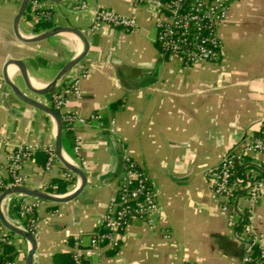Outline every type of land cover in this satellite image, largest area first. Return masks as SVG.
<instances>
[{
	"label": "crops",
	"instance_id": "1",
	"mask_svg": "<svg viewBox=\"0 0 264 264\" xmlns=\"http://www.w3.org/2000/svg\"><path fill=\"white\" fill-rule=\"evenodd\" d=\"M21 1L0 0V138L4 140L0 166L19 145L54 146L56 136L53 118L20 100L5 83L2 71L7 60H20L30 87L37 90L83 49L80 38L67 31L35 42L19 40L13 22ZM45 1L53 12L46 25L76 27L88 41L86 55L60 78L69 83L86 72L78 82L79 95H69V108L80 116L100 113L102 117L100 122L63 130L69 136L62 154L82 169L86 184L66 202L39 199L32 264H58L56 254L71 252L77 240L89 241L114 194L123 150L146 173L161 209L152 225L131 218L119 246L104 249L99 264H244L245 243L234 236V231L241 232V223L228 225L208 171L229 150L257 135L264 124V0H232L227 20L219 27L220 61L192 67L162 53L155 42L154 16L144 4L80 0L87 6L74 10L75 0ZM98 8L135 17L137 26L93 30V12ZM35 24L25 10L18 30L23 36L47 30L35 31ZM6 76L27 96L35 97L26 90L16 64L6 66ZM66 82L61 89L68 87ZM50 98L41 97L43 102ZM76 139L78 154L73 149ZM41 160L37 154L24 165L26 186L61 195L77 188L78 177L73 173L65 178L69 170L57 156L50 168ZM242 170L264 174V155H246ZM58 179L66 182L61 192L58 186L50 187ZM16 194L0 203L1 213L13 225L21 221L13 206ZM238 202L247 206L243 192L238 193ZM252 208V233L264 250V198ZM0 232L14 247L10 262L24 264L30 243L11 235L1 222Z\"/></svg>",
	"mask_w": 264,
	"mask_h": 264
},
{
	"label": "built area",
	"instance_id": "2",
	"mask_svg": "<svg viewBox=\"0 0 264 264\" xmlns=\"http://www.w3.org/2000/svg\"><path fill=\"white\" fill-rule=\"evenodd\" d=\"M130 1L134 6L142 4L148 6L152 12L156 31L155 42L163 54L177 59L183 67L220 61L222 40L219 27L227 20L232 0ZM86 6L85 1L75 0L72 3L74 10ZM26 10L36 23L49 22L53 18V12L45 0H29ZM102 26L131 29L137 26V21L135 17L120 15L108 8H98L93 12L91 29L95 30ZM85 75L86 72H82L69 83L60 79L55 84V91L50 101L44 102L59 113L65 131H72L76 124L90 125L94 120L101 121L100 113L80 116L69 108V95H79L78 82ZM65 82L68 87L61 89ZM3 141V138H0V142ZM73 149L76 154L79 153V139L75 140ZM37 150L46 153V168H50L56 161L52 144L41 147L28 143L19 145L11 151L6 164L0 166V193L7 188L27 185V177L22 169L28 160H34ZM252 154L264 155V124L260 126L257 135L243 142L238 149L233 148L225 153L217 166L210 169L208 174L211 177L214 194L221 200V210L227 214L228 225L234 227L241 223V232L234 231V236L245 243L243 263L264 264V250L258 248V239L252 233L254 219L252 206L255 201L264 198V174L242 170L245 156ZM68 161L73 164L71 160ZM72 174L71 171H66L63 176L69 179ZM50 187L56 189L57 185L51 184ZM43 191L61 195L49 192L47 188ZM239 192L245 194L246 207L238 202ZM15 196L17 197L13 206L21 220L16 226L28 231L31 229L33 233L36 224L35 209L39 199L21 193ZM157 197V191L151 185L146 173L123 150L121 170L114 194L89 241L74 242L71 251L72 263L99 264L97 258L104 249L119 246L125 228L133 217L152 225L161 209ZM7 242L8 237L0 232V245Z\"/></svg>",
	"mask_w": 264,
	"mask_h": 264
},
{
	"label": "water",
	"instance_id": "3",
	"mask_svg": "<svg viewBox=\"0 0 264 264\" xmlns=\"http://www.w3.org/2000/svg\"><path fill=\"white\" fill-rule=\"evenodd\" d=\"M50 1L60 2L61 0H50ZM28 2H29V0H22L21 1L18 12H17V14L14 18V22H13V30H14L16 37L19 40L24 41V42H35V41H40V40L49 38V37H51L57 33L67 31V32L74 33L76 36H78L80 38V40L83 43V49L79 55H77L76 57H74L71 60H69L68 62H66L60 68V70L57 72V74L54 76V78L50 82L45 84V86H43L41 89L35 90V89H32L30 87V85L28 83V78H27L25 67L20 60H17V59L7 60L5 66H4V69L2 71V76H3L5 83L12 89L13 93L20 100H22L23 102L30 104L36 108H39L40 110L49 114L53 118V120L56 124V136H55V143H54V149H55L56 156L60 160V162L65 166V168H67L69 171H71L72 173H74L78 177L79 185L77 186V188L72 193L67 194V195H53V194H49L43 190L30 188L28 186H15L12 188H7L2 193H0V203L4 199V197H6L9 194H13V193H21V194H25V195L35 197V198H38L41 200H46V201H51V202H66V201L73 199L74 197H76L81 192L82 188L86 184V175L82 171L81 168H79L75 164H72L71 162L66 160V158H64V156L62 154L63 126H62V121L60 119L59 113L54 108H52L51 106L46 105L42 101L41 97L53 92L57 80L60 79L68 70H70L76 63H78L86 55V53L88 51V41H87L85 35L83 34V32L81 30H79L78 28L73 27V26L53 27V28L47 29V30H45L39 34L33 35V36L21 35L19 30H18V21H19L20 17L22 16V14L27 9ZM10 63H14L19 67L20 74L22 77V82H23L26 90L31 91L34 94V96H35L34 98H30L29 96H27L11 80H9L7 78L6 66ZM121 163H122V159L120 162V170H121ZM120 170H119V172H120ZM0 222L11 233H14V234H16L22 238H25L30 243L31 247L28 250L24 264H32L33 255H34V252L36 249V239L34 237V234L28 230L19 228L18 226L9 223L6 220V218L3 216V214L1 213V210H0Z\"/></svg>",
	"mask_w": 264,
	"mask_h": 264
},
{
	"label": "trees",
	"instance_id": "4",
	"mask_svg": "<svg viewBox=\"0 0 264 264\" xmlns=\"http://www.w3.org/2000/svg\"><path fill=\"white\" fill-rule=\"evenodd\" d=\"M50 28L49 25H46L45 22H39L35 24V31H40V30H44V29H48ZM53 93H49L48 95L51 96ZM69 136V132H65L62 136V144L64 146V148L68 149L67 147V138ZM38 156H41L42 160H41V164H43L46 161V153H43L42 151H38ZM36 153L34 154L37 155ZM39 159V158H38ZM54 183L57 184L58 186V190L57 191H62L65 187L66 182L63 180H54ZM26 223V221H25ZM29 229V228H28ZM30 232L32 231L31 229H29ZM11 235H14L13 233H11ZM1 246L3 247V252H0V264L4 263V262H10L14 256V247L12 245H10L9 243H4L1 244ZM55 260L58 264H73L72 263V253L71 252H62V253H58L55 255Z\"/></svg>",
	"mask_w": 264,
	"mask_h": 264
},
{
	"label": "bare ground",
	"instance_id": "5",
	"mask_svg": "<svg viewBox=\"0 0 264 264\" xmlns=\"http://www.w3.org/2000/svg\"><path fill=\"white\" fill-rule=\"evenodd\" d=\"M36 86V85H35Z\"/></svg>",
	"mask_w": 264,
	"mask_h": 264
}]
</instances>
